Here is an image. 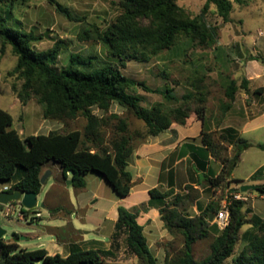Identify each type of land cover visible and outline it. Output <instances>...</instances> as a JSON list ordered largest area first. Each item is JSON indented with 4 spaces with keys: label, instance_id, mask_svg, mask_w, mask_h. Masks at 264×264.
<instances>
[{
    "label": "trees",
    "instance_id": "obj_1",
    "mask_svg": "<svg viewBox=\"0 0 264 264\" xmlns=\"http://www.w3.org/2000/svg\"><path fill=\"white\" fill-rule=\"evenodd\" d=\"M253 0H205L200 13L195 17L187 15L178 0H112L120 10V16L103 31L84 30L86 39L93 38L99 42L112 58L98 68H93L96 59L94 55L81 53L72 54L70 65L60 71L53 68L62 49L67 48L66 41L60 40L46 51H37L31 44L42 40L43 36L27 33L8 24L10 11L2 15L0 11V42L2 52L6 46L12 47L18 57L13 70L24 80L19 98L25 105L36 97L43 108L45 119L72 120L78 116L86 118L85 139L77 130L61 132L54 130L48 134H32L22 137L18 130L12 128V115L0 108V182H10L18 167L24 170V176L8 191L41 193L42 168L48 161L56 162L67 178L72 173L73 185L86 187L85 176L91 172L97 173L112 186L121 197L130 195L133 188V176L128 170V159L134 150V137L129 133L126 119L117 114H111L110 119H117L115 129L118 136L105 145L101 129L107 124L92 112L96 107L109 111L112 104L131 111L134 116L145 122L147 131L137 135L145 140L157 136L169 129L173 123L186 125L189 116L183 108L171 111L173 120L159 107L147 108L142 105V98L133 91L141 86L147 92L160 93L172 100L176 97L170 90L151 89L145 82H137L127 77L120 65L129 60L148 62L165 50L171 49L182 35L191 39L197 45L210 48L218 42V27L210 24L206 17L212 6L224 23L232 22L231 13L234 4L248 6ZM56 6L58 12L72 19L68 8L57 0H49ZM114 59V60H113ZM203 80L197 78L192 85L200 89ZM249 81L243 80L239 85L236 80H230L225 94L234 101L239 88L248 90ZM199 92V91H198ZM231 104L225 105L229 110ZM204 107L196 110L198 120L203 121ZM226 133H234L229 127ZM228 136V135H227ZM226 138V137H224ZM230 141V137H228ZM202 146L197 147L194 157H213L222 164L219 174L203 173L198 186L220 190V196H214L208 204L200 209V213L191 216L187 207L198 204L201 196L193 184H187V193H176L174 189L163 192L154 187L149 190L150 201L158 204L161 220L165 228L173 235L179 233L184 237V246L176 256L165 259V264H225L234 254L241 238L242 228L250 223L255 231H246L248 245L234 258L233 264H264V219L253 216L247 219L244 202L234 201L229 206V224L220 229L216 223L209 222L211 215L217 214L224 201V193L231 190L230 185H240L243 180L231 178L242 153L253 146L249 140L238 136L236 151L232 157H224V143L213 136L212 131L201 133ZM264 149V144H258ZM237 190V189H234ZM257 190L264 195V185H257ZM3 205L0 204V211ZM145 226L139 221V214L123 206L118 207V216L111 235L109 249L75 248L67 256L59 253L50 254L44 247L34 250L22 248L19 245L20 235L16 234L12 241L5 236L0 238L1 264H102L105 258H115L124 245L125 250L137 257L143 264H157L147 236ZM216 231L211 245V253L202 260L194 257V244Z\"/></svg>",
    "mask_w": 264,
    "mask_h": 264
},
{
    "label": "rangeland",
    "instance_id": "obj_2",
    "mask_svg": "<svg viewBox=\"0 0 264 264\" xmlns=\"http://www.w3.org/2000/svg\"><path fill=\"white\" fill-rule=\"evenodd\" d=\"M57 1L69 9L72 19L58 12L56 6L49 0H0V11L3 16L10 11L9 25L27 33L32 32L36 36H43L42 40L31 44L37 51H46L60 40L67 42V48L61 50L53 65L57 71L67 68L71 55L76 53L94 55L96 59H93L95 62L93 68L111 61L108 51L99 42L93 38L86 39L82 33L84 30L92 32L107 29L120 16L121 10L112 0ZM204 2L205 0H178V4L190 17L200 13ZM206 19L218 27V42L215 46L204 48L182 35L171 49L165 50L150 61L129 60L120 65V68L127 77L137 82H145L151 89L170 90L175 99L169 100L163 94L147 92L141 86L133 92L142 98L144 107L161 108L164 113L170 114L171 121L173 116L170 112L176 108H183L189 116V123L186 125L173 123V126L190 128L198 122L193 130L185 129L182 132L195 134L196 131L198 134L201 128L199 123L202 122V129L204 126L205 130L212 131L213 136L224 143V157L234 155L238 136L249 140L253 146L242 153L241 160L233 171L236 178L247 181V176L256 170L259 164L264 165V149L257 146L264 144V0H253L248 6L234 4L232 22L229 23H224L216 14L215 6H212ZM1 48L0 42V108L12 115L14 119L12 128L18 130L23 138L32 134L46 135L54 130L61 132L77 130L85 139L87 123L85 117L78 116L66 121L45 119L43 108L36 97L30 98L25 105L21 102L19 92L22 90L24 80L19 74L13 73L18 57L10 45L6 46L4 52ZM197 78L203 80L199 92H196L197 89L191 82ZM244 79L249 81L248 90L239 88L234 101H230L225 94L226 86L230 80H236L242 85ZM229 103L231 108L225 110V105ZM201 107H204L203 121L198 120L195 113ZM92 112L107 121L101 132L108 147L118 136L115 129L117 119H110L111 114H117L127 120L129 133L134 137V146L148 139L143 140L137 135L146 133L145 122L137 119L131 111L117 103L112 104L109 111L93 107ZM229 127L235 129L234 133H226L225 129ZM199 139L198 137L196 141L199 142ZM187 140L192 141L193 138ZM43 168L46 172H52L38 196V210L43 216L39 220H19L17 213L13 217H6L0 212V228L6 231L5 239L12 241V235L19 234V245L22 248L34 250L45 247L50 250V254H55L51 245L63 244L64 250L58 252L63 256H67L75 248L109 249L115 223L110 221L108 214L112 213L114 204L120 202L125 206L131 202L136 204L144 202L142 197L135 200V196L131 198L119 196L106 179L97 173L91 172L102 180L101 184L98 183L99 180L88 179L89 185L86 188H78L69 183L72 177L66 178L56 162L48 161ZM262 173L264 169L260 174ZM23 176L24 170L18 167L10 182H0V192L6 187L11 188ZM260 180L264 182V177ZM153 181L149 179L148 184H153ZM232 184L237 186V190L234 191H239L240 185ZM186 185L180 186L178 190L174 189L175 192L187 193ZM193 185L198 189L203 204L222 194L220 190L217 192L213 189L207 192L202 191V187ZM229 192L231 191L227 189L224 199ZM253 195H256L255 199ZM247 196L244 211L246 207H251L264 217V197L261 198L263 195L250 190ZM43 204L46 207H42ZM145 205L144 203L142 207ZM56 207H60L61 212L48 216ZM187 208V213L191 216L199 213L196 204ZM131 211L134 212L136 209L133 208ZM88 215L91 217L85 222ZM246 216L250 220L249 212H246ZM161 223L160 218L153 217V224L149 223L147 228L148 244L157 259V264H165L167 256L178 255L184 246V237L179 233L173 235L170 233L168 238H161ZM246 230L255 231L250 223L242 228L234 254L225 264H233L234 258L247 247V238L243 237ZM154 235H157L158 239H152ZM57 236L60 237V241ZM215 236L216 231L211 230L208 237L194 244L195 259L202 260L211 253ZM102 264L143 263L130 255L122 245L117 257L105 258Z\"/></svg>",
    "mask_w": 264,
    "mask_h": 264
},
{
    "label": "crops",
    "instance_id": "obj_3",
    "mask_svg": "<svg viewBox=\"0 0 264 264\" xmlns=\"http://www.w3.org/2000/svg\"><path fill=\"white\" fill-rule=\"evenodd\" d=\"M198 123V122H196ZM195 123V124H196ZM195 124L190 128H185L183 126H171L169 129L165 130L164 132L160 133L157 136H151L146 141L137 143L134 146V150L131 156L128 159L129 166L128 170L132 173L134 186L131 190L130 195L125 198H131L135 196V200L141 197L144 199V202L141 204H136V202H131L123 207L127 208L131 211V209H136V213L139 214V220H142L141 223L145 226V234L147 236V228L149 223L153 224V217L160 218V208L157 203H152L150 201L149 190L158 187L163 192L175 189L178 190L180 186H185L186 184H195L200 182V177L203 173H207L209 175H217L220 173L222 164L215 160L213 157L209 156L206 157V154L203 153V156L194 157L193 153L196 151L197 147L202 146L201 141V133H202V125L203 123L200 122L201 128L198 134H184L182 133L183 130H193L192 128ZM194 135V136H192ZM193 138L192 141H188V138ZM199 142H197V138ZM241 160V159H240ZM240 162V161H239ZM134 169V171L132 170ZM253 172H251L247 176V181H244L240 184H256V185H263V180H260L264 177V173L260 174L261 171L264 169L263 164H259L257 168H255ZM46 173V170L42 168V175ZM52 175V172H51ZM72 177V173L68 172L67 178ZM231 178H236L233 173ZM88 179L96 181L99 180L98 183L101 184L102 180L98 179L97 176L92 175L89 173L85 176L86 180V187L89 185ZM152 179L153 184L149 185L148 180ZM47 181V180H46ZM85 187V188H86ZM201 187V186H198ZM230 191H234L237 189V186L234 184L230 185ZM202 191L210 192L208 188H202ZM96 195V194H94ZM39 196V195H38ZM256 195H253L255 199ZM261 196V198H263ZM124 198V199H125ZM200 202V203H199ZM198 204H196V209L200 213V209L205 207L207 204H203L201 198ZM146 204L142 207L143 204ZM122 206L120 202H116L114 204V209L112 213H109L108 216L110 217V221L116 222L118 216V207ZM141 206V207H140ZM44 207H46L44 205ZM248 212L251 214L250 220L253 216H258L262 219L260 214L256 213L253 208L246 207ZM53 213L49 214H58L61 212L60 207L53 208ZM43 214V213H42ZM90 215L87 216L88 220H84L85 222L89 221ZM39 220V219H37ZM108 220V217L106 218ZM161 238H168L170 236V232L165 228L164 222L161 220ZM103 222L101 221L100 224ZM247 231V230H246ZM245 231V232H246ZM244 233V232H243ZM58 237V236H57ZM158 239L157 235L152 236V239ZM148 242L149 237L147 236ZM60 241V237H58ZM45 248V247H44ZM51 248L53 252L56 254L60 251L64 250L63 244H52ZM47 249V248H46ZM48 250V249H47ZM50 253V250H48ZM62 255V254H61Z\"/></svg>",
    "mask_w": 264,
    "mask_h": 264
},
{
    "label": "built area",
    "instance_id": "obj_4",
    "mask_svg": "<svg viewBox=\"0 0 264 264\" xmlns=\"http://www.w3.org/2000/svg\"><path fill=\"white\" fill-rule=\"evenodd\" d=\"M9 188L6 187L5 190ZM247 192L242 191H231L229 192L222 204L220 211L216 214L214 223L218 225L220 229H224L230 221L229 206L234 201L247 202ZM18 207V208H17ZM19 209V210H18ZM3 212L6 217H13L16 213L18 214L19 220H35L43 216L42 212L38 210V207L32 210L26 209L20 202H11L7 205H3Z\"/></svg>",
    "mask_w": 264,
    "mask_h": 264
},
{
    "label": "water",
    "instance_id": "obj_5",
    "mask_svg": "<svg viewBox=\"0 0 264 264\" xmlns=\"http://www.w3.org/2000/svg\"><path fill=\"white\" fill-rule=\"evenodd\" d=\"M51 172L47 171L41 177V183L44 185L46 180L50 177ZM70 184L73 183V180L69 181ZM239 190L242 192H248L250 190L258 191L257 185L253 184H242L239 187ZM11 202H20L26 209L32 210L38 207V194L32 192H22L20 190H3L0 192V204L7 205ZM44 207V204L42 205ZM215 214L211 215L209 222L214 223ZM6 231L0 228V238L4 237ZM16 234L12 235L14 238Z\"/></svg>",
    "mask_w": 264,
    "mask_h": 264
}]
</instances>
